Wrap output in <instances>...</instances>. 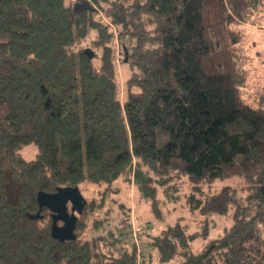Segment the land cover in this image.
Here are the masks:
<instances>
[{
	"label": "trees",
	"instance_id": "obj_1",
	"mask_svg": "<svg viewBox=\"0 0 264 264\" xmlns=\"http://www.w3.org/2000/svg\"><path fill=\"white\" fill-rule=\"evenodd\" d=\"M263 8L0 0V264H264V85H252L244 46ZM178 178L198 226L177 217L159 233L140 227L142 249L129 244L131 208L115 186L132 184L160 219L178 208ZM227 179L240 186L207 188ZM65 187L98 197H84L76 238L60 241L37 196Z\"/></svg>",
	"mask_w": 264,
	"mask_h": 264
},
{
	"label": "rangeland",
	"instance_id": "obj_2",
	"mask_svg": "<svg viewBox=\"0 0 264 264\" xmlns=\"http://www.w3.org/2000/svg\"><path fill=\"white\" fill-rule=\"evenodd\" d=\"M255 22L257 25H252L248 27L247 30V36L244 39V46L246 49L247 54L251 58V68L255 69V72H253V79L251 81L252 85H264V57H262V61L260 57L258 56V53H263L264 55V28L259 27V24L264 25V8L257 12V14L254 16ZM105 22L108 24L109 21L104 18ZM113 29V33L116 37L117 33V27L111 26ZM117 43V41H116ZM116 63L119 68L120 74H122V54L119 47V44L117 46L116 51ZM251 85V86H252ZM252 91V90H251ZM243 93V97L245 99H250V101H255L254 97H249L246 91ZM123 87L121 88V97L123 98ZM23 155L27 159H35L36 157V149L33 145H29L26 147L23 151ZM179 186L181 188L180 191V198L178 200V204L173 203L174 207L170 204L168 208H164L162 210V217L160 219H157L154 217V215L151 212L149 202L143 200L140 198L138 193L136 192L134 186L131 184L130 187H127L126 185L117 184L115 186V189H120V194L115 198L118 199V201L125 202L126 205H128L131 208V222H132V229H133V236L129 244H135L139 249H142V243L140 242L139 237V228L142 227L147 232L151 233H159L163 228H166L169 224H172L176 221L177 217L185 218L188 223L191 224L192 228L195 229L198 221L195 219V217L190 216L191 213L189 210L186 209L184 206V198L183 193L188 191L189 189V183L186 179L178 178ZM232 184L233 186H240V183L236 179H227L224 181H218L214 183L213 185L207 187L210 192H217L219 191L224 185ZM83 196L87 200H91L93 197L97 198L95 188L91 187L87 191L82 192ZM178 193H175L177 195ZM174 195V196H175ZM108 205L111 207H114L116 209L115 211L119 210L120 207L117 202L109 201ZM177 205V206H176ZM199 219V218H198ZM62 223H60L61 225ZM212 229H211V235L212 237H215L217 234H219L224 226L230 225V218L228 216L224 217H214L210 223Z\"/></svg>",
	"mask_w": 264,
	"mask_h": 264
},
{
	"label": "water",
	"instance_id": "obj_3",
	"mask_svg": "<svg viewBox=\"0 0 264 264\" xmlns=\"http://www.w3.org/2000/svg\"><path fill=\"white\" fill-rule=\"evenodd\" d=\"M37 200L41 208L47 207L52 212V236L60 241L74 240L77 215H81L87 205L79 188H59L55 193L39 192ZM68 205L71 206L70 212Z\"/></svg>",
	"mask_w": 264,
	"mask_h": 264
},
{
	"label": "crops",
	"instance_id": "obj_4",
	"mask_svg": "<svg viewBox=\"0 0 264 264\" xmlns=\"http://www.w3.org/2000/svg\"><path fill=\"white\" fill-rule=\"evenodd\" d=\"M252 25H257V23L256 22H254V23L253 22H250L249 24H247V26H246L247 27V30H248V27L249 26H252ZM258 26L264 28V25H262V24H259Z\"/></svg>",
	"mask_w": 264,
	"mask_h": 264
}]
</instances>
